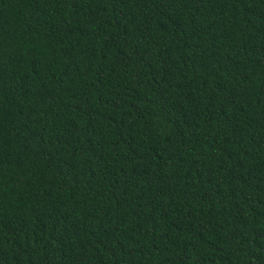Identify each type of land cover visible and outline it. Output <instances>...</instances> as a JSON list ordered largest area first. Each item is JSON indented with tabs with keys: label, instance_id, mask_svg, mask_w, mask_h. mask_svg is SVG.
Masks as SVG:
<instances>
[{
	"label": "trees",
	"instance_id": "obj_1",
	"mask_svg": "<svg viewBox=\"0 0 264 264\" xmlns=\"http://www.w3.org/2000/svg\"><path fill=\"white\" fill-rule=\"evenodd\" d=\"M0 264H264V0H0Z\"/></svg>",
	"mask_w": 264,
	"mask_h": 264
}]
</instances>
